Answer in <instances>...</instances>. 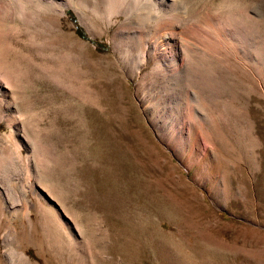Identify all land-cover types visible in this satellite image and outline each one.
Listing matches in <instances>:
<instances>
[{
    "label": "rangeland",
    "instance_id": "1",
    "mask_svg": "<svg viewBox=\"0 0 264 264\" xmlns=\"http://www.w3.org/2000/svg\"><path fill=\"white\" fill-rule=\"evenodd\" d=\"M2 82L0 264H264V0H0Z\"/></svg>",
    "mask_w": 264,
    "mask_h": 264
},
{
    "label": "bare ground",
    "instance_id": "2",
    "mask_svg": "<svg viewBox=\"0 0 264 264\" xmlns=\"http://www.w3.org/2000/svg\"><path fill=\"white\" fill-rule=\"evenodd\" d=\"M58 1V0H57ZM68 1V0H67ZM89 1V0H88ZM136 1V0H135ZM161 1V3H163V4H167L168 5V3L169 2H171V1H173V0H160ZM60 2V1H59ZM107 2H108V0H107ZM110 2H111V0H110ZM159 2V1H158ZM175 2V1H174ZM173 2V3H174ZM66 3V2H65ZM83 4H85V2L83 3ZM108 4V3H107ZM81 5V4H80ZM116 5V4H115ZM114 5V6H115ZM147 5V4H146ZM152 5H154V4H152ZM162 5V4H161ZM176 5H177V3H176ZM175 5V6H176ZM84 6V5H83ZM86 6V5H85ZM89 6V5H88ZM91 6V5H90ZM155 7V6H154ZM163 7V6H162ZM166 7H168V6H166ZM93 8V7H92ZM112 7H110V9H111ZM157 8V7H156ZM161 8V7H160ZM62 9V8H61ZM91 10V9H90ZM97 10V9H96ZM114 10V9H113ZM129 10V9H128ZM153 10V9H152ZM21 11V10H20ZM98 11V10H97ZM168 11V10H167ZM78 12V11H77ZM154 12V11H153ZM110 13V12H109ZM158 13V12H157ZM62 14V13H61ZM79 14V13H78ZM160 14V13H159ZM60 15V14H59ZM110 15V14H109ZM153 17H154V15H153ZM163 17V16H162ZM169 17H170V15H169ZM173 17V16H172ZM126 18V17H125ZM155 18V17H154ZM156 18H157V16H156ZM174 18V17H173ZM99 19V18H98ZM176 20V19H175ZM134 21H136V20H134ZM155 21V20H154ZM116 23V22H115ZM180 23V22H179ZM154 28L155 29H157V30H159V31H161L160 32V34H159V37H161V39H163L164 40V42L163 43H161V45H159L158 44V42H160V41H158L157 43H155L153 46H150V47H147V48H145L144 50H143V52H142V54H141V62H142V65H144L145 64V61L146 60H148L150 57H151V55L152 54H154V53H159L160 55L159 56H161V59L162 60H164L165 62H168L169 64H172L173 66H174V64L175 65H177V62H178V59L180 58V56H183V57H185L187 60H189V51H191V50H189L188 51V47L185 45V44H179V42L177 43V41H178V30H179V28H177L175 25H174V23H173V21L172 20H170V18L169 19H166V18H158L155 22H154ZM150 25H152V23L150 24ZM150 25H149V27H150ZM153 27V26H152ZM153 28V29H154ZM210 29V28H209ZM182 30V29H181ZM132 31V30H131ZM134 31V30H133ZM143 31V30H142ZM151 31V30H150ZM135 32V31H134ZM130 33H132V32H130ZM148 33V32H147ZM135 34V33H134ZM150 35V34H149ZM219 36V35H218ZM221 39V38H220ZM154 40V39H153ZM152 44V43H151ZM147 49V50H146ZM191 49V48H190ZM166 51H168L167 53H166ZM123 53V52H122ZM192 54V53H191ZM190 54V55H191ZM198 54V53H197ZM201 54V53H200ZM193 55V54H192ZM153 56V55H152ZM155 56V55H154ZM201 56V55H200ZM123 57V56H122ZM153 58V57H152ZM155 58V57H154ZM158 58H160V57H158ZM197 58V57H196ZM157 59V58H156ZM192 59V58H191ZM201 59V58H200ZM160 60V59H159ZM158 59L156 60V61H159ZM194 60V59H193ZM196 60H198V59H196ZM201 60H203V59H201ZM181 61V60H180ZM192 61V60H191ZM162 62V61H161ZM160 62V63H161ZM190 62V61H189ZM193 62V61H192ZM122 63H123V61H122ZM137 63V62H136ZM135 63V64H136ZM157 63H159V62H157ZM194 63V62H193ZM123 64H125V62L123 63ZM128 64V63H127ZM166 64V63H165ZM190 64V63H189ZM199 64H201V62L199 63ZM158 65V64H157ZM156 65V66H157ZM164 65V64H163ZM172 65H170V66H172ZM190 65H192V63L190 64ZM202 66H203V64H201ZM140 66V65H139ZM159 66V65H158ZM160 67H162V65L160 66ZM165 67V66H164ZM166 67H168V66H166ZM200 68H201V66H199ZM204 67V66H203ZM124 68H126V64L124 65ZM163 68V67H162ZM172 69V68H171ZM199 69V68H198ZM202 69V68H201ZM174 74V73H173ZM177 74V73H176ZM177 76V75H176ZM1 77H2V75H1ZM7 77V76H6ZM175 77V76H174ZM3 78V77H2ZM8 78H9V76H8ZM8 83V82H7ZM10 91V90H9ZM12 92V91H11ZM0 93H2V94H7L8 93V90H7V87H6V85L2 82V83H0ZM10 95V94H9ZM0 96H1V94H0ZM3 96V95H2ZM13 96V98H14V94L12 95ZM11 96V97H12ZM18 98V97H17ZM3 99V98H2ZM15 99V98H14ZM6 103H7V101H6ZM12 103V102H11ZM17 103V102H16ZM10 104V103H9ZM7 106V105H6ZM7 107H9V105L7 106ZM14 107V106H13ZM5 108V107H4ZM11 109V108H10ZM10 112V111H9ZM6 114H8V113H6ZM6 114H5V116H6ZM8 115H10V114H8ZM18 115V114H17ZM2 116V115H1ZM1 116H0V120L1 119H3V118H1ZM9 117V116H8ZM5 118V117H4ZM23 118V117H22ZM22 118H21V120H22ZM7 119V118H6ZM15 121L16 120H14L11 116H10V118L8 119V125H9V127L8 128H11L10 129V131L8 132V134H7V141H8V143H9V148H7L8 149V152L11 154V156L13 157V159L12 160H14V159H16L17 161H18V163H20V164H24V166L26 167H29L30 166V160L32 159V156L30 155V154H32V152H33V145L30 143V141L28 140V139H26V137L22 134V133H16V132H14L15 130H13V127L15 126ZM7 125V126H8ZM16 127V126H15ZM14 127V128H15ZM0 134H2V133H0ZM1 137V136H0ZM3 139V138H2ZM3 141V140H2ZM4 141H6V140H4ZM1 142V141H0ZM2 144V143H1ZM4 144H6V143H4ZM38 145V144H37ZM22 149L23 150H25L26 151V153L24 154V153H22ZM6 151V150H5ZM35 151V150H34ZM1 153V152H0ZM6 153V152H5ZM9 153H7V154H9ZM34 153V152H33ZM3 154V153H2ZM1 154V155H2ZM6 154V155H7ZM5 156V155H4ZM3 156V157H4ZM30 156H31V159H30ZM37 157V156H36ZM0 158H2L1 156H0ZM3 159V158H2ZM17 163V164H18ZM7 183H9V182H7ZM8 187V186H7ZM7 189V188H6ZM5 191V190H4ZM7 197V196H6ZM1 200V199H0ZM39 201V200H38ZM15 202V201H14ZM15 204H16V202H15ZM13 205V204H12ZM27 213V212H26ZM59 222V221H58ZM20 252H22V251H20ZM19 252V253H20ZM22 254V253H21ZM9 255V254H8ZM7 255V256H8ZM19 255V254H18ZM23 255V254H22ZM13 256V255H12ZM20 257H23V256H20Z\"/></svg>",
    "mask_w": 264,
    "mask_h": 264
},
{
    "label": "trees",
    "instance_id": "3",
    "mask_svg": "<svg viewBox=\"0 0 264 264\" xmlns=\"http://www.w3.org/2000/svg\"><path fill=\"white\" fill-rule=\"evenodd\" d=\"M81 34V36H83V34L82 33H80Z\"/></svg>",
    "mask_w": 264,
    "mask_h": 264
}]
</instances>
